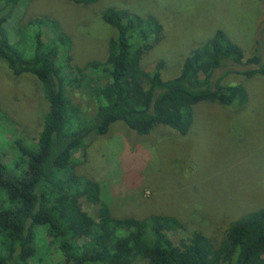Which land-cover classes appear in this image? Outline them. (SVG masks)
<instances>
[{
	"label": "trees",
	"instance_id": "1",
	"mask_svg": "<svg viewBox=\"0 0 264 264\" xmlns=\"http://www.w3.org/2000/svg\"><path fill=\"white\" fill-rule=\"evenodd\" d=\"M35 1L0 0V62L14 78L34 77L48 104L36 142L17 135L0 141V264H44L52 254L54 264H264V208L244 213L222 235L215 234L225 226L218 221L205 230L209 235L203 228L188 232L167 214L114 213L100 183L76 169L85 162L76 154L85 155L87 139L106 136L115 123L139 136L159 126L185 136L195 105L244 106L245 88L223 81L264 76L257 48L244 59L230 36L216 30L165 80L162 61L152 71L141 67L163 38L159 20L110 7L102 20L116 34L105 61L73 68L72 39L59 20L14 19ZM62 1L85 7L98 0ZM68 89L84 90L93 107L73 103ZM9 132L16 129L0 111V135ZM175 235L182 236L174 242Z\"/></svg>",
	"mask_w": 264,
	"mask_h": 264
},
{
	"label": "rangeland",
	"instance_id": "2",
	"mask_svg": "<svg viewBox=\"0 0 264 264\" xmlns=\"http://www.w3.org/2000/svg\"><path fill=\"white\" fill-rule=\"evenodd\" d=\"M110 7L159 20L163 38L143 57L141 67L152 71L162 61L165 80L176 77L190 52L216 30L230 36L244 59L255 48L264 59V0H98L85 7L36 0L14 19L48 14L59 20L72 39L70 65L74 68L105 61L108 42L116 34L102 20ZM223 82L242 85L247 103L195 105L185 136L164 126L139 136L123 123H115L106 136L87 139L85 155L76 154L77 160L85 161H79L77 173L100 183L114 213L167 214L183 220L188 232L203 228L209 235L206 231L218 221L225 226L215 234L223 233L244 213L264 208V76L234 75ZM68 91L73 103L87 110L93 107L84 90ZM0 111L16 129L15 135H0V141L10 142L16 135L36 142L48 111L37 80L29 75L14 78L2 62ZM181 236L175 235L174 242ZM52 255L44 256V264L56 263L57 255Z\"/></svg>",
	"mask_w": 264,
	"mask_h": 264
}]
</instances>
